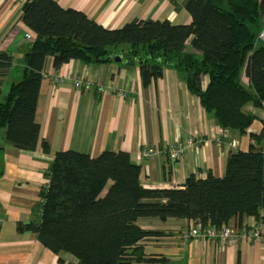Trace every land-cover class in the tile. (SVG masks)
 Here are the masks:
<instances>
[{
    "label": "trees",
    "instance_id": "1",
    "mask_svg": "<svg viewBox=\"0 0 264 264\" xmlns=\"http://www.w3.org/2000/svg\"><path fill=\"white\" fill-rule=\"evenodd\" d=\"M184 5L192 15L189 24L137 19L111 29L56 0L24 2L22 20L33 39L23 78L0 104L8 140L24 149L36 145V103L48 56L60 67L75 58L106 63L119 51L129 66L139 67L144 84L162 76L165 68L176 69L223 128L244 135L257 117L244 106L264 105V42L257 38L264 0H185ZM188 43L199 53L187 52ZM12 65L13 55L0 50V89ZM244 68L251 88L241 81ZM205 75L209 83L203 90ZM262 123L260 134H251L248 151L229 155L224 176L190 174L180 188L145 187L141 166L125 151L106 150L96 157L59 151L34 207L38 220L20 222L17 230H32L54 253L69 252L78 264H157L141 244L153 233L139 226L142 219L186 218L217 227L234 216L264 222Z\"/></svg>",
    "mask_w": 264,
    "mask_h": 264
},
{
    "label": "crops",
    "instance_id": "2",
    "mask_svg": "<svg viewBox=\"0 0 264 264\" xmlns=\"http://www.w3.org/2000/svg\"><path fill=\"white\" fill-rule=\"evenodd\" d=\"M56 1L65 8L84 11L111 29L137 19L192 22L185 0ZM23 5L20 0H0V50L13 55V65L1 85L0 104L6 101L11 85L23 78V60L31 45L26 32L32 30L22 20ZM263 27L264 19L259 32ZM185 50L199 53L191 43ZM117 55L121 57L118 62L84 63L75 58L60 67H54L52 56L47 57L44 72L61 76L71 73L90 80L92 88L80 90L71 79L56 81L43 75L36 103L39 133L34 149L12 144L6 125L0 122V264H78L69 252L54 253L32 230H17L20 222L38 220L34 207L41 201L42 187L48 181L46 173L57 152L75 150L96 157L106 150L125 151L141 166L140 179L145 187L180 188L190 174L206 178L211 171L224 176L229 155L248 151L251 134L262 131L264 105L256 108L249 102L244 106L257 117L240 135L223 128L214 113L204 109L176 69L165 68L162 76L144 84L139 67L128 65L124 51L112 56ZM241 81L251 88L245 68ZM208 83L205 75L203 90ZM98 85L112 93L99 91ZM190 139L193 144H188L179 161L173 162L165 154L140 155L150 146L165 150L174 140L186 143ZM226 224L241 233L255 231L258 235L227 241L220 235L194 238L187 236L191 222L186 218H145L139 226L153 233L141 244L146 253L157 257V264H264V222L253 216H234Z\"/></svg>",
    "mask_w": 264,
    "mask_h": 264
},
{
    "label": "built area",
    "instance_id": "3",
    "mask_svg": "<svg viewBox=\"0 0 264 264\" xmlns=\"http://www.w3.org/2000/svg\"><path fill=\"white\" fill-rule=\"evenodd\" d=\"M22 2H26L28 0H20ZM26 38L31 40L33 39V32L27 31L26 32ZM258 40L262 41L264 40V27L261 29V31L258 33ZM55 72H44L43 74L46 76H50L53 80L56 81H63L64 79H71L73 81L74 87L80 90H90L92 88V84L90 80L81 79L74 74H67L66 76H61L59 74H54ZM98 90L102 92L112 93L111 89L105 88L103 85H98ZM188 144H193V140L190 139L186 143L180 142L179 140H174L171 142L165 150H161L158 147L150 146L147 148H144L142 153L140 155L142 157H157L162 154H165L167 158H169L171 161H179L184 157L185 150L188 147ZM191 227L187 233L188 237H194V238H204V239H211L215 235H220L224 241L231 240L232 238H240L242 235L243 237H248L258 235V232L251 231L249 233H241V230L239 228H236L234 226H229L227 224H223L220 227L214 226V225H208L203 226L201 223H199L197 220H191Z\"/></svg>",
    "mask_w": 264,
    "mask_h": 264
},
{
    "label": "water",
    "instance_id": "4",
    "mask_svg": "<svg viewBox=\"0 0 264 264\" xmlns=\"http://www.w3.org/2000/svg\"><path fill=\"white\" fill-rule=\"evenodd\" d=\"M111 60H114V61H116V62H118V61H120L121 60V57L120 56H111V57H109V61H111Z\"/></svg>",
    "mask_w": 264,
    "mask_h": 264
},
{
    "label": "rangeland",
    "instance_id": "5",
    "mask_svg": "<svg viewBox=\"0 0 264 264\" xmlns=\"http://www.w3.org/2000/svg\"><path fill=\"white\" fill-rule=\"evenodd\" d=\"M190 46V45H189ZM191 48V47H190Z\"/></svg>",
    "mask_w": 264,
    "mask_h": 264
}]
</instances>
